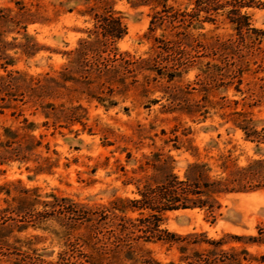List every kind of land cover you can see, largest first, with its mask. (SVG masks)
Here are the masks:
<instances>
[{"label": "trees", "instance_id": "1", "mask_svg": "<svg viewBox=\"0 0 264 264\" xmlns=\"http://www.w3.org/2000/svg\"><path fill=\"white\" fill-rule=\"evenodd\" d=\"M90 1L92 3L88 4ZM134 2H154V6H159L154 9L147 26L153 42L146 56H134L116 46L127 27L113 9L111 0H84L87 5L81 13L91 16L92 27L73 48L64 52L66 61L59 69L37 75H28L18 69L6 70L7 65L15 63L8 50L19 48L26 56L39 51L42 46L27 33L26 27L29 23L46 22L47 17L26 7L21 0L15 1V8L0 6V66L5 70L0 73V114L9 109L13 120H17L0 127V164L32 159L36 162V172H50L53 162L36 151L42 145L44 134L36 136L34 131L40 126L69 128L74 123L84 128L87 110L82 99L95 100L108 108L117 104L114 94H123L130 87H140L142 96L147 95L150 87H159L168 100L167 110L190 116L199 112L204 117L207 94L212 86L225 90L234 84L235 90L241 91L242 73L249 65L245 58L264 40V28L252 26L249 15L242 8L264 7V0H194L189 10L169 5L166 0ZM218 14L230 23L235 31L233 36L202 42L199 36L194 37L189 32L190 28L202 27L203 21L215 22ZM157 27L170 30L169 36L153 35ZM19 37L23 40L17 42ZM198 46L209 49L215 61H206L200 68L201 77L196 81V88L202 92L201 98L192 99L189 94L195 87L177 82L192 60L190 51ZM249 95L253 97L254 92ZM25 104L33 107L31 114L42 116L40 122L24 114L22 105ZM228 115L245 138L255 143L260 157L243 165L237 164L230 152L220 154L214 164L195 159L187 162L180 176L174 171L175 160L170 153L153 150L143 155V162L137 167L145 174L123 181L134 185L136 197L115 196L108 204L90 207L54 193L45 195L49 199H40L37 187L21 186L17 179L6 187L1 186L7 195L12 191L16 193L0 208V215L14 214L18 229L29 223L40 225L53 214L61 220L66 235L82 226L84 231L73 240L79 246V264H162L150 249L143 247L144 242L175 246L177 260H169L166 264H240L235 253L221 247L223 236L213 238L205 231L182 234L161 225L167 211L203 208L215 213L220 207L221 195L264 187V147L260 146L264 144V127L257 129L244 111H232ZM170 139L176 142L178 136ZM175 142L173 147L178 148ZM43 145L48 150V143ZM126 156L130 158L129 151ZM38 204L42 209L37 208ZM128 211H137V215L129 216ZM225 235L249 242L264 241L263 230H259L258 235ZM243 252L247 253L245 249Z\"/></svg>", "mask_w": 264, "mask_h": 264}, {"label": "rangeland", "instance_id": "2", "mask_svg": "<svg viewBox=\"0 0 264 264\" xmlns=\"http://www.w3.org/2000/svg\"><path fill=\"white\" fill-rule=\"evenodd\" d=\"M15 1L0 0V6L15 8ZM21 1L31 10L39 11L48 21L27 25V33L42 48L33 56H26L19 48L8 50L15 58V63L7 65L6 70L18 69L28 75H37L59 69L66 61L64 52L73 48L78 39L85 37L87 30L92 27L91 16L81 13L87 3L84 0ZM193 1L166 0V3L189 10ZM111 3L127 27L126 34L117 41L116 46L120 51H127L134 56H146L153 42L147 26L151 14L159 6H154V2L135 3L134 0H111ZM242 10L249 15L252 26L264 28V7L252 6ZM170 32L157 27L152 34L158 36L164 33L169 36ZM189 32L194 37L199 36L202 42H209L216 37L225 39L233 36L235 31L227 19L218 14L215 22L203 21L202 27L190 28ZM22 40L19 37L16 41ZM257 45L258 49L245 58L249 65L248 70L242 73L241 91H236L234 84L225 90L212 86L207 94L204 117L199 112L190 116L167 110L168 100L159 87H150L146 96L141 95L140 87H130L123 94H114L117 104L108 108L95 100L82 99L87 110L84 128L80 123H74L69 128L40 126L34 131L36 136L44 134L42 145L36 151L41 156H48L53 162L50 172H36V162L32 159L9 160L0 164V208L6 206L16 193L12 191L7 195L1 186L6 187L17 179L21 186L37 187L40 199H49L45 195L54 193L88 207L108 204L115 196L136 197L134 185L124 184L123 181L130 176L137 178L145 174L137 167L143 162V155L153 150L170 153L175 160L174 171L180 176L187 162L195 159L214 164L216 157L230 152L237 164L243 165L260 157L255 143L245 138L243 131L233 124L231 115H228L232 111H244L257 129L264 127V40ZM190 59L177 84L195 87L191 89L189 97L200 99L202 92L196 88V81L201 77L200 68L204 67L206 61L215 60L209 49L199 46L190 51ZM0 73H5L1 66ZM137 78L141 80L142 77L138 75ZM251 91L254 92L253 97L249 95ZM151 98L159 100L149 102ZM22 107L29 119L36 122L42 120L41 115L30 113L33 107L28 104ZM9 111L6 109L5 113L0 114V127L12 121L17 122ZM174 135L178 136L176 142L170 139ZM174 142L179 145L178 148L173 147ZM44 143H48V150ZM260 146L264 147V144ZM128 151L130 158L126 156ZM132 169L137 170L133 172ZM219 201L220 207L215 213L203 208L167 211L161 225L182 234L205 231L213 238L223 236L221 247L235 253L240 264H264V241L249 242L225 235H258L259 230L264 231V187L226 193L219 197ZM37 208L42 209V206L38 204ZM127 214L134 217L137 211H128ZM14 216L0 215V264H79V246L73 240L84 231L82 226L66 235L61 220L53 214L40 225L29 223L27 227L18 229ZM143 247L150 249L162 264L177 260L175 246L144 242Z\"/></svg>", "mask_w": 264, "mask_h": 264}]
</instances>
